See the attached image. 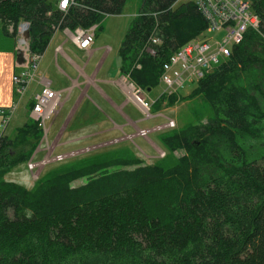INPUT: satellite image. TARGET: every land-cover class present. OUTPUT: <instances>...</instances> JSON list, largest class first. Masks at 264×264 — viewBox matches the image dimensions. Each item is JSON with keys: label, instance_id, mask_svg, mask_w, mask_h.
<instances>
[{"label": "trees", "instance_id": "trees-1", "mask_svg": "<svg viewBox=\"0 0 264 264\" xmlns=\"http://www.w3.org/2000/svg\"><path fill=\"white\" fill-rule=\"evenodd\" d=\"M126 1L76 0L64 14L57 0H0L2 32L28 22L30 49L43 54L56 30L101 27ZM177 1L140 0L118 49L121 75L137 85L153 84L166 58L207 28L193 1L174 7ZM249 1L259 30H249L193 90L221 84L224 121L236 140L227 155L204 171L158 176L168 179L163 188L139 197L122 190L82 201L79 190L60 185L26 192L0 181V264H264V0ZM157 30L161 42L147 56L142 49ZM28 120L14 137H0V177L40 143L41 130Z\"/></svg>", "mask_w": 264, "mask_h": 264}, {"label": "rangeland", "instance_id": "rangeland-1", "mask_svg": "<svg viewBox=\"0 0 264 264\" xmlns=\"http://www.w3.org/2000/svg\"><path fill=\"white\" fill-rule=\"evenodd\" d=\"M188 1L193 0H178L174 7ZM139 6L140 0H127L120 15L107 16L102 26H98L89 51L76 49L62 31L52 39L43 53L38 71L51 81L52 89L62 92L63 104L47 121L46 125L50 127L47 144L38 145L31 157L40 160L51 151L55 155L75 152L78 155L50 163L33 173L28 171L25 162L0 177L1 182L15 184L26 192H34L41 184L60 185L65 190H79L82 201L122 190L133 191V196L145 192L151 194L153 190L160 191L168 180H160L158 176H180L193 166L203 167L204 171L235 146L236 140L224 121L221 84L193 95L195 83H186L179 91L170 92L160 84L159 74L153 84L140 77L143 85H137L128 74L121 75L118 49ZM153 35L158 36V30ZM223 35V32L206 31L201 37L220 42ZM59 36L67 39L64 48L90 77V82H100L97 84L106 95L112 92L115 95L114 84L122 86L126 78L149 100L150 115L143 114L126 97V109L117 107V112L94 87L86 92L89 84L84 85L80 98L77 88L68 94L66 90L72 87V80L81 83L85 77L55 51V45L60 43ZM142 52L146 54V45ZM133 68L142 69L137 63ZM252 75L256 77L255 72ZM0 88L3 89L1 83ZM39 90L36 82H32L11 116L5 132L7 136L14 137L25 122H30L28 103ZM14 98L11 96V102ZM11 104L0 108H9ZM143 130L150 132L142 136L140 132ZM194 140L199 142L197 147L191 145ZM14 150L19 152V148ZM258 150L255 144L254 152Z\"/></svg>", "mask_w": 264, "mask_h": 264}, {"label": "built area", "instance_id": "built-area-1", "mask_svg": "<svg viewBox=\"0 0 264 264\" xmlns=\"http://www.w3.org/2000/svg\"><path fill=\"white\" fill-rule=\"evenodd\" d=\"M193 3L207 24L204 32H223L224 35L220 42H214L212 38L201 37L202 32L166 58L160 70L159 82L170 92L179 91L186 83H197L229 57L232 48L243 42L249 30H259V18L253 12L249 0H193ZM75 5L76 0H67V3L65 0H57L56 4L57 9L64 14ZM29 27L26 21H20L15 28L11 24L6 27L7 33L14 35L16 72L12 76V83L15 98L9 108H0V137L6 131L21 98L28 91L31 83L36 82L40 90L34 93L29 101L32 103L29 114L41 130L39 145H43L47 144L50 129L46 125L47 121L61 107L63 100L62 92L52 89L51 81L41 76L38 71L43 54L30 49ZM97 28L98 25H92L86 29L79 27L74 30L63 29L62 32L69 36L70 42L76 49L89 51L94 44ZM160 42V38L152 33L146 43V53L154 57L156 55L155 46ZM56 51H61V47H58ZM121 87L124 88L126 98L131 103L135 104L146 116L150 115L151 104L141 89L135 87L134 83L126 78ZM149 132L143 130L140 134L145 136ZM75 154L78 155L76 152L68 155H55L51 151L40 160L32 156L26 163L27 169L33 173L50 163H58L74 157Z\"/></svg>", "mask_w": 264, "mask_h": 264}, {"label": "crops", "instance_id": "crops-1", "mask_svg": "<svg viewBox=\"0 0 264 264\" xmlns=\"http://www.w3.org/2000/svg\"><path fill=\"white\" fill-rule=\"evenodd\" d=\"M58 32H56L54 34L52 39L55 38V36ZM61 38L62 37H60V36L58 37V41H60V43L55 45V51L58 47H61V51H59L61 58L63 60H65L66 62H68L69 64L73 65L77 70H79L80 76L85 77V80L82 81L81 83H79L78 80H72V87L68 88L66 90L68 92V94L72 90H74V88H77V90L80 93V95H79V98H80V96H83L81 94H82V90H84V88H85L84 85L89 84V86L86 87V89H85L86 92L88 89L94 87L97 91H100L103 94L104 98L112 105L114 110H116L118 112V110L116 109L117 107H123L126 109L127 106H124V101H125L124 97H126V93H125L124 88L113 83L114 84L113 89H115L117 93L114 95L112 92V93H110V95H106L97 84L100 82H97L96 84H93L92 82H90V80H89L90 77H87L84 74L83 68L79 67L74 62V60H72L70 58V56L68 55V50H66L64 48V45L66 44L67 39H61ZM52 39H51V41H52ZM15 72H16V54H15L14 39L11 36H9L8 34H4L2 32V27H1V22H0V83L3 87V89L0 88V106H2V107L9 106L12 103L11 102V96L14 95V91L12 89V87H13L12 76ZM109 84L112 85V83H110V82H109ZM57 91H59V90H57ZM118 100H120V102ZM123 115L125 117H128L125 112Z\"/></svg>", "mask_w": 264, "mask_h": 264}, {"label": "water", "instance_id": "water-1", "mask_svg": "<svg viewBox=\"0 0 264 264\" xmlns=\"http://www.w3.org/2000/svg\"><path fill=\"white\" fill-rule=\"evenodd\" d=\"M198 144H199V142H198V141H196V140H194V141L192 142V145H193V147H197V146H198Z\"/></svg>", "mask_w": 264, "mask_h": 264}, {"label": "snow or ice", "instance_id": "snow-or-ice-1", "mask_svg": "<svg viewBox=\"0 0 264 264\" xmlns=\"http://www.w3.org/2000/svg\"><path fill=\"white\" fill-rule=\"evenodd\" d=\"M65 3H67V0H65Z\"/></svg>", "mask_w": 264, "mask_h": 264}]
</instances>
